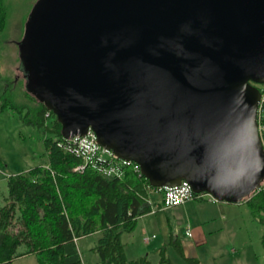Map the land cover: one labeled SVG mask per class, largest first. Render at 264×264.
Wrapping results in <instances>:
<instances>
[{"label":"water","instance_id":"water-1","mask_svg":"<svg viewBox=\"0 0 264 264\" xmlns=\"http://www.w3.org/2000/svg\"><path fill=\"white\" fill-rule=\"evenodd\" d=\"M22 45L64 137L91 128L156 187L259 190L264 0H38Z\"/></svg>","mask_w":264,"mask_h":264},{"label":"trees","instance_id":"trees-1","mask_svg":"<svg viewBox=\"0 0 264 264\" xmlns=\"http://www.w3.org/2000/svg\"><path fill=\"white\" fill-rule=\"evenodd\" d=\"M37 2H32L24 19L25 32ZM11 3L0 0V111L16 112L24 123L46 131L48 160L7 177V193L0 202V264H12L23 255H34L38 264H83L78 241L94 232L99 233L92 247L98 255L95 264H174L167 243L159 249V260L153 262L147 255L128 257L122 238L124 232L135 229L139 216L152 211L148 199L156 186L132 166H126L120 177L105 176L90 163L75 169L83 158L64 137L54 112L29 89V70L25 71V83L2 72ZM244 202L263 226L264 248V191H255ZM156 203L162 205V201ZM171 237L188 264H201L197 257L184 253L177 236Z\"/></svg>","mask_w":264,"mask_h":264},{"label":"rangeland","instance_id":"rangeland-1","mask_svg":"<svg viewBox=\"0 0 264 264\" xmlns=\"http://www.w3.org/2000/svg\"><path fill=\"white\" fill-rule=\"evenodd\" d=\"M34 0H12L9 28L4 38L9 41L2 61V72L16 78L15 82H26L27 67L20 60L21 46L25 37L24 19ZM22 59V58H21ZM51 119L49 118V122ZM48 134L43 128L24 123L16 112L0 111V202L7 193V177L34 165L47 163L44 138ZM160 192L152 194V200L161 202ZM217 201L216 204H219ZM190 212L185 213L182 206L171 209L155 207L154 212L141 215L136 227L131 232H124L123 241L127 244L128 255L137 258L149 255L152 259L159 256L162 242L166 241L167 254L174 264H188L178 253L173 243L172 235L186 239V229L191 226L193 236L190 238L197 243L195 255L201 264H264V248L261 244L263 226L254 219L249 211L229 212L217 210L215 203L208 200L192 199ZM186 205V206H187ZM245 210L248 207L244 206ZM234 215V219L231 217ZM229 219L231 223L228 222ZM224 225L221 231L214 227ZM148 228L147 233L142 228ZM206 237H203L204 235ZM99 233L94 232L79 239L78 247L85 264H92L98 259L92 247L96 244ZM151 239L147 245L144 237ZM252 257V258H250ZM12 264H38L34 255L20 256Z\"/></svg>","mask_w":264,"mask_h":264},{"label":"built area","instance_id":"built-area-1","mask_svg":"<svg viewBox=\"0 0 264 264\" xmlns=\"http://www.w3.org/2000/svg\"><path fill=\"white\" fill-rule=\"evenodd\" d=\"M257 86L261 91V99L259 101L257 109V122L258 130L261 138V142L264 148V83H257ZM49 111L47 115H49ZM72 142V149L83 158V162L75 167V169H81L86 164H93L98 172L105 176H122L124 174V168L126 166H132L134 170L142 174L140 165L133 160H126L119 157L111 149H108L99 144L95 132L89 128L85 135H75L71 138H67ZM264 191V180L262 181L259 190ZM160 192L162 194V205L158 206L156 202L150 197L148 202L151 203L152 211L154 212L158 208H172L184 204L185 202L195 198V192L192 190L191 185L186 180H182L180 184L175 186H159L150 190L151 195L153 193ZM199 197L209 196V200L217 201V199L209 193L199 192ZM187 234L191 235L192 231L190 225L187 226ZM147 244L151 243V239L148 236L144 238Z\"/></svg>","mask_w":264,"mask_h":264},{"label":"crops","instance_id":"crops-1","mask_svg":"<svg viewBox=\"0 0 264 264\" xmlns=\"http://www.w3.org/2000/svg\"><path fill=\"white\" fill-rule=\"evenodd\" d=\"M6 194V193H5ZM5 194L3 195V197L5 196ZM207 196V197H206ZM194 199H196V198H194ZM197 200V199H196ZM198 200H200V201H203V200H208L210 203L212 202V203H215V207H216V209L217 210H221V209H223V210H228L229 212H231V213H233V212H238V211H249V210H245V208H244V206L246 205V203L244 202V201H242V202H226V201H220V203L219 204H216V202L218 201H211V200H209V196L208 195H205L204 197H202L201 199H198ZM189 201H191V200H189ZM189 201H187V202H185L184 204H182V205H179V206H182L183 207V209H184V211H185V213H187L188 211L190 212V208H191V205H187V203H189ZM187 205V206H186ZM179 206H176V207H179ZM246 207H247V205H246ZM163 209V208H162ZM167 209V208H166ZM171 209V208H170ZM246 209H248V208H246ZM250 212V211H249ZM144 215V214H143ZM234 219V215L231 217V220H233ZM231 220L229 219V221L228 222H230L231 223ZM223 225L226 227V228H228V226H229V224L227 223L226 224V222L224 223V224H222L220 227H214V229H213V231H215L216 229L217 230H222L223 228H225V227H223ZM190 228H191V226H190ZM149 230H148V228H146V227H143L142 228V232L144 233H147ZM186 239H180V244H181V246L183 247V250H184V253L187 255V256H191V257H198V256H196L194 253H195V249H196V247H197V243H195V241L194 240H191L190 238L193 236V233L191 234V235H188L187 234V231H186ZM203 237H206L205 236V234L204 235H202ZM145 238V237H144ZM145 242H146V240H145ZM147 244V243H146ZM166 244V241H164V242H162V246L163 245H165ZM125 245H126V252H128V250H127V244L125 243ZM147 245H151V243L150 244H147ZM158 253H159V251H158ZM82 255V254H81ZM127 255H128V253H127ZM23 256H27V255H23ZM153 262H157L158 260H159V256L154 260V259H152L149 255H147ZM128 257H129V255H128ZM131 258V257H130ZM250 258H252V257H250ZM83 259V258H82ZM98 261V259H96L95 261H93V263L92 264H95L96 262ZM83 264H85L84 263V261H83Z\"/></svg>","mask_w":264,"mask_h":264},{"label":"bare ground","instance_id":"bare-ground-1","mask_svg":"<svg viewBox=\"0 0 264 264\" xmlns=\"http://www.w3.org/2000/svg\"><path fill=\"white\" fill-rule=\"evenodd\" d=\"M207 197V196H206Z\"/></svg>","mask_w":264,"mask_h":264},{"label":"flooded vegetation","instance_id":"flooded-vegetation-1","mask_svg":"<svg viewBox=\"0 0 264 264\" xmlns=\"http://www.w3.org/2000/svg\"><path fill=\"white\" fill-rule=\"evenodd\" d=\"M27 74V73H26Z\"/></svg>","mask_w":264,"mask_h":264}]
</instances>
